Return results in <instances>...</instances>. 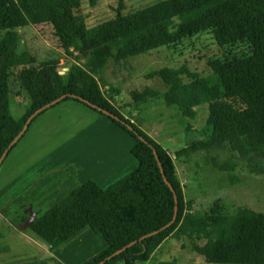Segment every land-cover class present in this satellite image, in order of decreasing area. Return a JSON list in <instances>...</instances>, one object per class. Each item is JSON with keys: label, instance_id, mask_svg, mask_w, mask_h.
<instances>
[{"label": "trees", "instance_id": "16d2710c", "mask_svg": "<svg viewBox=\"0 0 264 264\" xmlns=\"http://www.w3.org/2000/svg\"><path fill=\"white\" fill-rule=\"evenodd\" d=\"M96 1L89 0L90 7ZM80 3V0H0V157L6 149L9 154L19 142L11 146L34 111L66 95L62 102L83 105L134 139L136 143L130 153L137 166L105 189L93 182L81 185L32 220L30 231L50 249H55L88 228L104 239L105 247L94 258L80 264H99L128 243L160 229L171 221L175 203L173 193L163 182L155 152L175 193L176 220L169 228L137 242L104 264L144 263L169 237L189 240L193 251L206 264H264V214L246 208L233 215L215 210L202 215L184 213V198L171 156L113 108L96 79L112 57L126 61L160 47L175 46L191 37L209 35L222 47L247 45L248 53L211 61L212 74L200 78L192 75L188 84L181 80L185 69L161 70L155 75L169 89L165 98L169 104L208 103L207 128L214 134L218 127L222 139L216 142L207 136L195 148H225V142L249 144L250 150L236 159L246 164L250 173L262 175L264 0H165L129 14L118 10L113 19L92 28L85 26ZM40 24H50L61 49L71 55L72 48L80 55L81 64L71 65L64 78L58 75L54 65L43 66L40 81L31 86L27 95L25 114L14 119L10 112L9 71L35 62L31 54L19 49L17 29ZM78 98L107 110L118 120ZM193 149L179 150L174 158L187 157ZM237 161L225 163L222 169L230 170Z\"/></svg>", "mask_w": 264, "mask_h": 264}, {"label": "rangeland", "instance_id": "374dc122", "mask_svg": "<svg viewBox=\"0 0 264 264\" xmlns=\"http://www.w3.org/2000/svg\"><path fill=\"white\" fill-rule=\"evenodd\" d=\"M80 1L79 12L86 17V26L92 27L113 19L118 10L122 14H129L165 0H99L95 8L90 7L89 0ZM17 31L20 38L19 49L31 54L35 62L31 66L9 71L11 115L14 119H20L25 114L27 95L31 86L40 81L43 66L54 65L58 75L64 78L71 65L81 64L80 55L72 48L71 55L61 49L50 24L28 25L19 27ZM248 51L245 44L236 43L222 47L209 35H201L183 40L175 46L154 49L126 61L112 57L96 77L101 93L113 108L171 156L184 198V213L202 215L215 210L217 213L233 215L237 210L246 208L264 214V174H252L246 164L237 161L236 158L250 150L249 144L243 146L240 143L232 145L225 142V148H195L207 136H212L216 142L222 139L218 127L214 134L213 130L207 128L208 103L196 106H188L186 103L169 104L165 99L169 89L155 73L161 70L185 69L181 80L183 84H188L192 75L199 78L209 77L212 74L209 66L211 61L243 55ZM145 90L154 93L148 94ZM71 102L74 103L61 102L48 110L72 108L75 105ZM96 116L102 123L96 124L95 135L91 137L90 134L88 138L80 134L75 139L83 144V148L79 150L80 156L85 157L92 153L93 142H101L106 137L120 144L122 151H126V157L132 159L129 149L134 147L135 140L104 116ZM108 126L111 128L110 132ZM68 137V129L64 127L53 142L57 143L61 139L75 142L69 141ZM184 148L195 149L187 157L175 159L174 154ZM94 149L97 155L101 153L100 148ZM235 161L236 166L225 170V163L233 164ZM77 187L78 184L71 183L65 189L66 192H72Z\"/></svg>", "mask_w": 264, "mask_h": 264}, {"label": "crops", "instance_id": "0c3cea01", "mask_svg": "<svg viewBox=\"0 0 264 264\" xmlns=\"http://www.w3.org/2000/svg\"><path fill=\"white\" fill-rule=\"evenodd\" d=\"M84 22L86 26V17ZM78 104L74 102V107L58 111L47 110L36 118L0 165V233L3 236L0 264H80L94 258L105 247L100 235L85 228L50 249L29 229L32 220L71 193L65 189L69 184L80 187L93 182L105 189L137 166L134 158L126 157L120 144L106 137L101 142H93L92 153L80 156L83 144L76 137L80 134L93 137L96 124L102 120L97 119L96 112ZM64 127L68 129L69 141L74 143L65 139L53 142ZM110 129L108 126L109 132ZM94 147L100 148L99 155ZM139 264L206 263L193 251L189 240L169 237L148 261Z\"/></svg>", "mask_w": 264, "mask_h": 264}, {"label": "water", "instance_id": "95a60500", "mask_svg": "<svg viewBox=\"0 0 264 264\" xmlns=\"http://www.w3.org/2000/svg\"><path fill=\"white\" fill-rule=\"evenodd\" d=\"M66 95H62L60 96L59 98L53 100L52 102L42 106L41 108L37 109L36 111H34L28 118L27 120L25 121L21 131L18 133V135L16 136V138L13 140V142L11 143V146L16 143L24 134L25 132L27 131L29 125L31 124V122L33 121L34 118H36L40 113H42L43 111L45 110H48L49 108L59 104L60 102H62L64 99H65ZM79 101L85 103L86 105L88 106H91V108L97 110L98 112L102 113L103 115L109 117V118H112L114 120H118V118L116 116H114L112 113L108 112L107 110H104V109H101V108H98L94 105H91L89 102L87 101H84L83 99H80L78 98ZM139 140L141 141H144L141 137L139 138ZM9 152V149H6L3 154L1 155L0 157V165L2 164L4 158L7 156ZM154 156H155V159H156V162H157V165H158V168H159V171L161 173V176H162V179H163V182L168 186V188L170 189V191L173 193L174 195V203H175V207H174V214H173V217L171 219L170 222H168L166 225H164L163 227H161L160 229L156 230V231H153L149 234H146V235H143L141 236L138 240H135V241H132L130 243H128L127 245H125L124 247H122L121 249L117 250L116 252H114L113 254H111L108 258H106L105 260L101 261L99 264H104L107 260L121 254L122 252H124L126 249H128L129 247H131L132 245L136 244L137 242H141L143 240H145L146 238L148 237H151L153 235H156L157 233H159L160 231H163L167 228H169L171 225L174 224L175 220H176V216H177V201H176V197H175V193H174V190L172 188V186L170 185V183L167 181L164 173H163V169L160 165V162H159V159L156 155V153L154 152Z\"/></svg>", "mask_w": 264, "mask_h": 264}]
</instances>
